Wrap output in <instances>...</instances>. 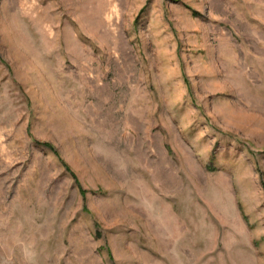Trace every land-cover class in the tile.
<instances>
[{"label":"rangeland","instance_id":"obj_1","mask_svg":"<svg viewBox=\"0 0 264 264\" xmlns=\"http://www.w3.org/2000/svg\"><path fill=\"white\" fill-rule=\"evenodd\" d=\"M0 264H264V0H0Z\"/></svg>","mask_w":264,"mask_h":264}]
</instances>
